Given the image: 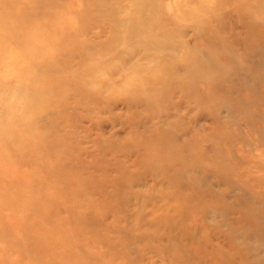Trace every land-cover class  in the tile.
Instances as JSON below:
<instances>
[{
    "label": "rangeland",
    "instance_id": "1",
    "mask_svg": "<svg viewBox=\"0 0 264 264\" xmlns=\"http://www.w3.org/2000/svg\"><path fill=\"white\" fill-rule=\"evenodd\" d=\"M0 264H264V0H0Z\"/></svg>",
    "mask_w": 264,
    "mask_h": 264
},
{
    "label": "bare ground",
    "instance_id": "2",
    "mask_svg": "<svg viewBox=\"0 0 264 264\" xmlns=\"http://www.w3.org/2000/svg\"><path fill=\"white\" fill-rule=\"evenodd\" d=\"M214 3V2H213ZM201 8L199 9H195V12H198ZM193 10V9H192ZM194 11H192L191 14L192 16H194ZM197 17L200 18V16L197 14ZM152 27H155V25H146L144 26L142 29V33L146 34L145 37L149 38V37H154V40L160 39V50L159 49H155L156 52H154L155 54H160L163 53L166 56L171 55L172 53L175 52L174 50V46L171 42L173 35L175 34V31L172 29L173 26L172 25H165L162 30L160 31V34H158V31L155 29H152ZM142 37H144V35H141ZM147 43V42H146ZM148 44H151L150 41H148ZM151 53V50H148ZM191 53L189 54L191 57L188 58V68L191 71V75H194V71L196 70V61L193 58V54L192 51H190ZM188 55V54H187ZM187 57V56H186ZM196 58V57H195ZM187 62V61H186ZM185 64V63H184ZM167 74V73H166ZM176 76V75H175ZM181 78V77H180ZM191 78V77H190ZM180 81V80H179ZM184 82V81H183Z\"/></svg>",
    "mask_w": 264,
    "mask_h": 264
}]
</instances>
